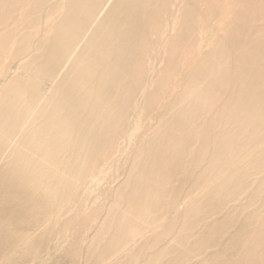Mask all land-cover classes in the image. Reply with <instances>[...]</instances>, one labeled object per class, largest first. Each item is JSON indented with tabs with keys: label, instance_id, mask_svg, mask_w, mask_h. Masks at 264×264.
<instances>
[{
	"label": "bare ground",
	"instance_id": "bare-ground-1",
	"mask_svg": "<svg viewBox=\"0 0 264 264\" xmlns=\"http://www.w3.org/2000/svg\"><path fill=\"white\" fill-rule=\"evenodd\" d=\"M0 264H264V0H0Z\"/></svg>",
	"mask_w": 264,
	"mask_h": 264
}]
</instances>
